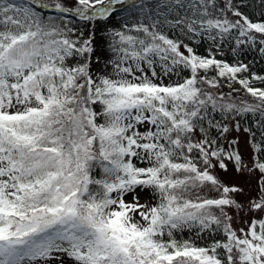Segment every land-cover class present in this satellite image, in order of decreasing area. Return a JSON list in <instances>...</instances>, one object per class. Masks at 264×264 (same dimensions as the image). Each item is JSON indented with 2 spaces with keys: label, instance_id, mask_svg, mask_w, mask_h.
Wrapping results in <instances>:
<instances>
[{
  "label": "snow or ice",
  "instance_id": "obj_1",
  "mask_svg": "<svg viewBox=\"0 0 264 264\" xmlns=\"http://www.w3.org/2000/svg\"><path fill=\"white\" fill-rule=\"evenodd\" d=\"M252 7L0 0V264H264L261 148L250 141L249 166L227 139L230 125L240 131L236 117H264V88L251 86L264 76L213 54L231 42L237 57L257 45L264 56V19L243 11ZM113 20L120 26L107 27ZM76 21L90 25L87 36ZM165 29L213 48L200 55ZM237 83L254 103L233 95ZM226 161L238 175L260 173L247 208L261 216L247 230L229 214L244 209V188L214 174ZM207 186L218 195H201ZM185 230L211 242L177 239Z\"/></svg>",
  "mask_w": 264,
  "mask_h": 264
},
{
  "label": "rangeland",
  "instance_id": "obj_2",
  "mask_svg": "<svg viewBox=\"0 0 264 264\" xmlns=\"http://www.w3.org/2000/svg\"><path fill=\"white\" fill-rule=\"evenodd\" d=\"M10 2L14 3H22L23 0H10ZM254 7L252 8H246L243 9L245 13L249 16L250 19L253 21L259 20V19H264L260 15L261 12V7L258 5L257 0H253ZM174 16V14H173ZM172 16H170L171 18ZM132 21H129L131 23ZM120 21L113 20L109 22V25L119 27L120 26ZM85 36L90 32L91 28L90 25L86 24L85 27ZM104 44V40L102 39V35L96 34V46L99 49L100 46ZM199 44V49L203 52H208L210 48H213V44L211 41L208 40H202L198 42ZM234 46L233 43L231 42H226L223 43L221 46V49L219 51H216L213 48V52L219 54L225 59H232V62L235 63L237 60L242 61L245 64H248L249 66V72L250 73H255L257 75H263L264 74V56L260 55L256 49L252 51H247L244 54L240 55L237 57L236 55L233 54L231 51V48ZM183 50V49H182ZM101 53L97 51L94 55H100ZM105 56H108V53H104ZM256 57H259L258 60L260 61V65L258 64ZM263 64V71L260 70V66ZM96 65L93 64V68H95ZM183 76H187L188 73L184 72L182 73ZM264 76V75H263ZM175 83L177 81V77L173 76L171 80L165 79L164 83ZM264 87V82L259 81L257 88H263ZM249 96V95H246ZM242 97L239 98V100H247L250 103H254V99H249L248 97ZM216 120H220V117L215 116ZM237 119V118H236ZM230 128L232 129L230 133L228 134L227 139L228 140H237L238 143L235 145L237 147L242 155L243 161L251 166L252 163V158L254 155L252 143L250 141L255 142L260 145L261 148V154L264 155V137H262V132H264V128L261 125H257V129L254 132H245L242 126L240 127V131L237 132L234 128L233 125H230ZM143 130V129H142ZM213 135H216L215 130H213ZM254 134V135H252ZM224 143L225 147L227 148V142L222 141ZM228 163V171H224L219 169L217 167L214 170V174L226 185H239L244 188V194L243 195H238L236 198L241 201L245 207L243 210L239 211L238 213L235 212V210L230 211V215L234 216L233 219V227L236 229H239L243 227L245 230H247L249 223L253 218H259L261 216V213L259 212H249L247 208L248 201L251 199H255L260 195L259 191V176L260 173L257 171L255 175L253 176H248V175H238L232 165V163ZM201 195H207L209 197H216L218 193L214 192L211 190L210 186H207L203 188L200 192ZM127 199L131 200V196H129ZM141 203H143V196L141 197ZM177 239H191L195 244L198 246H207L211 240L206 236L202 235L201 238H197L195 235V230L193 232H188L185 230L183 233H177L176 234ZM219 238V237H217Z\"/></svg>",
  "mask_w": 264,
  "mask_h": 264
},
{
  "label": "trees",
  "instance_id": "obj_3",
  "mask_svg": "<svg viewBox=\"0 0 264 264\" xmlns=\"http://www.w3.org/2000/svg\"><path fill=\"white\" fill-rule=\"evenodd\" d=\"M183 14H184L183 11H181V15H183ZM171 18H173V16H172ZM75 23H76V26H77L78 28H82L83 31H84V33H85V31H86V29H85L86 24H85L84 22H80V21H76ZM107 27H115V26H112V25H109V24H108ZM105 28H106V25H105L104 23H98V24H97V29H98L97 34L102 35L103 32H104V30H105ZM165 31L167 32V34H168L170 37H173V38H174L175 36H180L181 39H184V42H185V43H192L193 46L196 48V51H197L198 54H200V55H208V52H203V51H201V50L199 49V44H198L197 42H190V41H188L186 38H184L183 36H181V34L179 33V29H174V30H168V29H165ZM87 35H88V34H87ZM258 48H259V45H257V48H256V51L259 53ZM213 54L216 55V58H217V59H223V60H226V61L229 62L230 64L233 63V62H232V59H225V58H223L222 56H220L219 54H217V53H215V52H213ZM259 54H260V53H259ZM260 55H261V54H260ZM258 58H259V57H256V60H257L258 64L260 65V61L258 60ZM262 67H263V64H261V66H260V70H261V71H263V68H262ZM255 73H257V72H255ZM211 75H214V73H211ZM242 75H244V76H248V75H250V72H248V73H243ZM263 75H264V74H263ZM263 75H262V76H263ZM258 83H259L258 80H253L251 86H253V87H257ZM233 87H235L236 89H239V92H238V93H234V94H233L238 100H239V98H242V97H244V96H246V95H249V96H246V97H248L250 100H251V99H254V98L251 97L250 94H248V93H247V92H246V91H245V90H244V89H243L238 83H237V84H234ZM263 88H264V87H263ZM221 90L224 91V92H228V91H230V89L227 87V85H225ZM215 116L221 118V116H220L219 114H216ZM236 118H237V120L240 121V125H241L243 128H248V129H250V132H254V131H256V129H257V125H258V124L261 125V126H263V128H264V117H261L259 113H256V114L248 113V114H246L243 118H240V117H236ZM259 155H260V158H261V159H264V155H263V154L260 153ZM141 166H143V165H141ZM98 173H99V169H97V174H98Z\"/></svg>",
  "mask_w": 264,
  "mask_h": 264
}]
</instances>
